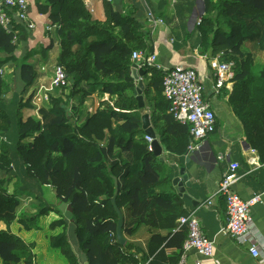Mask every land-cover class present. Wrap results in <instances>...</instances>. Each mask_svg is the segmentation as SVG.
I'll use <instances>...</instances> for the list:
<instances>
[{
  "label": "trees",
  "instance_id": "trees-1",
  "mask_svg": "<svg viewBox=\"0 0 264 264\" xmlns=\"http://www.w3.org/2000/svg\"><path fill=\"white\" fill-rule=\"evenodd\" d=\"M203 1L204 15L197 26L201 46L213 57L219 56L220 62L233 64L235 86L230 101L238 100L234 109L245 140L264 162V0ZM34 3L55 24L61 49L56 65L62 66L68 86L60 89V96H49L39 110V119L22 120L20 114L23 107H32V95L17 101L13 109L0 98V137L6 140L0 144V173L6 176L0 178V264H34V243L22 240L10 226L39 230V218L49 213L58 216L48 225L53 232L48 238L50 246L58 249L68 264H79L66 236L67 220L57 207L47 205L41 195L43 185L50 186L61 203L71 205L75 236L89 264H118L122 259L119 246L110 241L115 238L117 222L111 203L114 179L118 182L115 204L118 209L126 208L131 221L173 230L176 221L186 215L181 200L172 192L169 175L163 173L162 163L144 138L134 95L131 55L134 51L151 54L150 44L132 13L114 11L107 0H103V21L93 18L84 0ZM27 35L15 20L10 32L0 27V51L9 54L0 60V69L10 60L17 64L12 55L16 48L13 39H26ZM244 43L261 51L257 66L252 65L251 54L241 51ZM47 49L49 46L44 52ZM44 52L38 53L44 56ZM35 54L37 51H29L14 68L26 87L36 73L24 62ZM143 69L146 85L142 96L151 104L152 124L160 142L166 151L182 155L189 145V127L177 123L169 112V102L162 94L165 72L155 67ZM2 87L0 82V97ZM92 94L100 100L98 108L80 122L77 110ZM105 94L109 98L102 100ZM73 97L78 104L70 108ZM22 195L38 200L35 214H16ZM186 233L184 227L177 228L172 236H154L152 242L182 248ZM163 256L159 251L152 264H178L180 260V255L170 261Z\"/></svg>",
  "mask_w": 264,
  "mask_h": 264
},
{
  "label": "crops",
  "instance_id": "crops-1",
  "mask_svg": "<svg viewBox=\"0 0 264 264\" xmlns=\"http://www.w3.org/2000/svg\"><path fill=\"white\" fill-rule=\"evenodd\" d=\"M114 11L121 14L132 13L133 18L143 26L146 32V39L150 44V53L156 57V64L160 70L165 71L173 68L196 69L202 80L204 88V98L207 100L216 115V129L201 143L198 149L189 151L188 147L184 154L177 155L164 149L160 142V137L156 127L152 124L151 104L143 98L144 107L139 109V113L148 114L149 122L155 134V140L160 147V154L157 156L162 163L164 172L172 179L179 176V171L184 170L187 177L186 194L191 200L179 197L176 188L171 183L172 192L181 200L186 214H192L199 222L204 234L214 241L215 251L211 260L201 261L193 252L186 253L183 264H264L262 259H252L244 246L234 243L228 236L221 234L220 230L225 223V203L222 197L216 194L218 184L224 172L228 171L229 164H238V180L234 184V191L243 199H248L264 191V162H261L255 150L246 142L244 129L238 120L237 112L234 109L235 103L230 101V94L235 86V81L227 83L219 92L214 93L213 88V68L219 61V56L213 57L211 51H204L201 46L200 33L197 28V21L200 19V12L205 10L203 0H107ZM92 9V16L98 21L105 19L103 10V0H89L88 4ZM87 6V5H86ZM29 16L34 23L32 30H27L26 39L14 37L16 48L12 55L18 62L7 61L0 69V82L3 87L1 99L6 107L15 108L17 101L27 99L32 95L30 104L32 107H23L20 110L22 120L29 117L39 119V110L48 103L49 96H60V89L51 87L53 69L57 64L60 53V46L55 32V24L49 18L48 13H40L34 0H30ZM152 14L154 20L161 22H148L147 14ZM204 15V13H203ZM202 15V16H203ZM49 30H46L47 27ZM49 46L44 52V49ZM37 51V54L29 58L25 64L33 67L36 76L30 86H25L20 79L19 70H15L20 65L21 60L29 51ZM43 51L44 56L38 52ZM243 53L251 54L254 66L261 62L262 53L256 49L252 43H244L241 46ZM9 56L8 53L0 51V60ZM137 65V64H136ZM15 68V69H14ZM15 70V71H14ZM144 69L137 65L136 76L146 85ZM133 80V78H132ZM134 88L139 84L133 80ZM7 86L10 87L7 91ZM143 91V90H142ZM107 94L102 100H107ZM97 94H92L84 99L83 105L78 108L80 122L87 116L93 115L99 105ZM78 99L73 97L70 100V108L77 106ZM71 110V109H70ZM182 125V124H181ZM144 133V132H143ZM146 140V136L144 135ZM6 141L0 137L1 142ZM26 139L25 142H30ZM148 141V140H146ZM152 141V140H151ZM150 141V142H151ZM150 142L149 146H150ZM188 142L190 138L188 137ZM150 148V147H149ZM156 157V156H155ZM0 178H6L4 173H0ZM12 179L8 185L12 190ZM118 185V182H117ZM118 192L117 186L115 190ZM114 192V196L116 197ZM41 195L45 202L57 207L61 202L56 198L55 191L48 185H43ZM113 196V197H114ZM19 198V205L16 214H35L39 202L33 196L22 195ZM123 216L122 237L123 244L116 242L115 238L110 240L119 246L122 259L118 264H151L155 260V254L162 251L164 259L170 261L177 255H182V249L176 246H168L163 242L157 246L152 242L154 236H172L177 227L173 230L150 226L144 223L137 224L130 220L129 213L125 207L119 209ZM253 224L264 240V201L262 204L251 208ZM58 219L55 213L39 218L41 228L39 230L25 231L17 224H11L10 229L25 242L34 243L32 253L34 254V264H68L66 258L58 249H54L49 244V236L53 232L48 228L51 221ZM66 219V218H65ZM70 218L67 220L66 236L70 243L79 264L88 263V257L79 248L75 236V224ZM117 224V222H116ZM162 263V261H159Z\"/></svg>",
  "mask_w": 264,
  "mask_h": 264
},
{
  "label": "built area",
  "instance_id": "built-area-1",
  "mask_svg": "<svg viewBox=\"0 0 264 264\" xmlns=\"http://www.w3.org/2000/svg\"><path fill=\"white\" fill-rule=\"evenodd\" d=\"M87 8L89 0H84ZM30 0H0V27L10 32L13 21L20 22L27 30L34 28V23L29 16ZM148 22H161L154 20L152 14L146 16ZM200 24V19L197 25ZM48 26L46 30H49ZM133 64L142 67H155L154 54L145 55L142 51H134L131 55ZM233 64L231 62H218L213 68L214 93L219 92L234 77ZM162 80V94L169 102V112L172 118L179 124L189 127L190 142L188 150L198 149L209 135L216 129V115L210 103L204 98V88L200 74L196 69L173 68L164 71ZM51 87L61 89L68 86L66 74L60 65H55L51 78ZM146 140L151 141L146 137ZM238 164L230 163L228 171L220 178L216 194L223 198L225 203V223L220 230L221 234L228 236L234 243L244 246L252 259L264 260V240L253 224L251 208L262 204L264 191L248 199L240 197L233 189L238 180ZM178 229H186V238L182 244V255L178 264H183L186 253H195L201 261L211 260L214 251V241L210 240L202 231L198 220L192 214L181 216L178 220ZM201 264V262H197Z\"/></svg>",
  "mask_w": 264,
  "mask_h": 264
},
{
  "label": "water",
  "instance_id": "water-1",
  "mask_svg": "<svg viewBox=\"0 0 264 264\" xmlns=\"http://www.w3.org/2000/svg\"><path fill=\"white\" fill-rule=\"evenodd\" d=\"M203 13H204V9L201 10L200 17H202ZM136 69H137V65L132 64V66L130 68V75L134 81L139 82V84L137 86H135V88H134V95H135V98L138 102V108L140 109V108L144 107L143 98H142V90L144 89V86L142 84V81H139L138 77L135 74ZM143 75H145V73ZM141 122H142V129H143L144 135L152 140L150 142V151L153 153L154 156L157 157L160 154V147L155 140V134H154L153 129L150 125L148 114H143L141 116ZM171 183L176 188L177 194L179 197H182L185 200H189V201L191 200V198L185 192L186 187H188L189 184L187 183V177L184 175L183 169H181L179 171L178 177H175L172 179ZM114 184H115V186H117V180L116 179H114ZM115 195H116V192H115ZM101 199H105V197H101ZM111 203L114 206L116 213H117L116 242L118 244H123L124 243V240L122 237L123 216L115 204V196L111 199ZM58 207L66 219L69 220L72 217L73 211H72L71 205H66L64 203H61ZM85 264H88V263H85Z\"/></svg>",
  "mask_w": 264,
  "mask_h": 264
},
{
  "label": "rangeland",
  "instance_id": "rangeland-1",
  "mask_svg": "<svg viewBox=\"0 0 264 264\" xmlns=\"http://www.w3.org/2000/svg\"><path fill=\"white\" fill-rule=\"evenodd\" d=\"M46 201V200H45ZM47 203V202H46ZM47 205H52V204H49V203H47Z\"/></svg>",
  "mask_w": 264,
  "mask_h": 264
}]
</instances>
